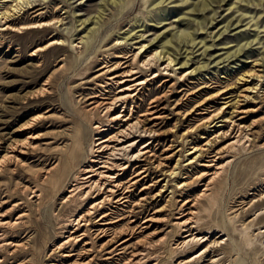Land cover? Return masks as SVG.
<instances>
[{
	"label": "rangeland",
	"instance_id": "374dc122",
	"mask_svg": "<svg viewBox=\"0 0 264 264\" xmlns=\"http://www.w3.org/2000/svg\"><path fill=\"white\" fill-rule=\"evenodd\" d=\"M13 1L0 0V9L8 8ZM31 1H37L33 5L41 4L35 9L41 10L35 14H22L19 19H29L24 25L30 24L41 13L44 15V22H52L58 18L62 22L43 32L27 30L22 34L11 33L0 38V156L5 154V148L12 141L24 142L30 134L38 136L33 141L35 148L30 149L28 155L21 159L22 165L11 162L0 170V215L5 216L6 221H15L22 214L26 215L20 225L4 230L7 240L14 239V244L23 247L17 249L14 255L10 254L14 250L12 248L0 250V260L3 261L0 264H71L75 259L67 263L62 258L64 253L52 252L64 238V226L85 209V203L81 201L69 205L65 203L71 184L70 175L76 169L75 166L69 167L68 155L74 156L75 160L87 155L85 145L73 154L69 149L75 146V142L81 141L80 135L85 136L87 146L93 136L90 128L100 118L98 114L91 115L87 112L85 98L96 92L97 85L103 84L93 82L98 70L102 68L105 57L102 52L113 56L116 53L123 55L125 52L122 53V48L125 51L138 49L139 45L126 48L123 38L127 34H144V40L136 39L133 43L145 42L148 48L151 47L148 52L161 45V42L157 43L159 40H165L166 36L170 40L171 35L176 33L195 34L198 37L197 43L204 40L209 48L206 53L204 44L189 48H182L181 45L180 56L177 55V49L175 54L172 52L178 58L177 63H183L189 53L191 61L187 69L190 66L194 69L209 64L206 69L198 71L193 80L179 82L175 94L169 99L175 102L183 99L184 104L188 100L194 101L179 109L184 115L221 88L230 85L240 88L236 81L242 73L251 70L254 62L264 59V0H245L241 3L240 0H226L220 3L221 8L218 4H213L209 11L201 13L192 10L202 8L207 0H117L121 1L119 6L113 5L111 1L106 3L107 0ZM228 1L235 4L236 8L229 10V6H226ZM159 2H165L163 7L166 11L157 6ZM100 12L103 14L97 25L100 29L95 35H91L87 45L82 44L87 38L83 42L81 39L87 37L91 28L95 27V23H91ZM89 18L91 21L82 25ZM163 18L167 20L160 23ZM197 24L206 25V28L198 31ZM228 26L226 33L220 37L219 34ZM61 39L64 46L55 45L33 56L38 48L53 41H62ZM72 43L74 46L80 45V55L71 48ZM117 43L122 44L115 46ZM154 44L156 46L152 47ZM241 47L245 50L238 57L227 59L229 51L233 53ZM115 62L117 61L114 60L111 64ZM61 65H65V68L57 72ZM180 66L181 64L175 69ZM178 71L184 74L189 70ZM165 79H170L164 90L168 91L169 86L174 83L173 78L160 77L152 88L155 89ZM204 83L215 87V90L202 91L203 96L196 94L187 98L186 95L197 91ZM45 89L49 92H44ZM182 90L183 94H176ZM252 96L255 99L246 104L244 109H260L246 115L245 122L250 124L258 121L255 129L258 132L264 128V102L261 93ZM165 105L166 102L163 106ZM197 112L189 118L191 121H186L183 116L175 117L168 111L166 115H170L171 120L158 128L166 134L161 137L164 139L162 146L157 145L158 155H175L168 161V168L164 172L173 168L180 159L179 175L169 178L164 173L157 174L165 180L151 188L150 197L159 194L169 180L168 188L155 201H149V204L137 211L140 212L138 224L147 216H155L158 222L145 233L138 230L134 239L120 248V264L144 249L159 264H178L199 252L198 248L188 252L175 248L178 232L174 225L180 210L187 211L192 205L183 207V203L193 201L202 189L195 181L191 183V193L181 196L182 190L179 187L184 182L194 181L203 172L201 165L209 161V158H204L193 165H188L186 161L191 145H204L206 139L213 138L212 130H215L209 128L205 132L196 131L183 136L186 131L202 122L203 117L197 116ZM177 122L178 130L172 134ZM255 137L257 139L253 147L231 154L230 158L234 160L228 172L211 197L197 206L198 231L202 235L211 233L214 236L211 240L224 235L222 239L225 244L215 251L217 256L222 257L221 264H264V130L256 133ZM172 140L176 142L175 147L164 152L172 145ZM226 143L225 140L222 141L219 147ZM59 165L61 167L57 171L45 175ZM154 179L155 176L149 184H156L157 180ZM63 180L65 183H62ZM30 190L38 191L41 199H31ZM121 215L122 211L113 218L119 219ZM118 225L122 228L125 222ZM152 248L154 249L151 250ZM106 257L107 255H98L92 264H105Z\"/></svg>",
	"mask_w": 264,
	"mask_h": 264
},
{
	"label": "bare ground",
	"instance_id": "6f19581e",
	"mask_svg": "<svg viewBox=\"0 0 264 264\" xmlns=\"http://www.w3.org/2000/svg\"><path fill=\"white\" fill-rule=\"evenodd\" d=\"M40 1L45 2L44 0ZM110 1L116 6L121 4V1L118 2L117 0H107L106 3ZM225 1L207 0L203 3L202 8L197 9L196 7L192 11L198 13L206 12L210 10V6L213 4H218L219 8H221L220 3ZM244 1L240 0V3ZM34 2L36 3L37 1L14 0L8 8L1 7L0 38L11 33L22 34L27 30L43 32L46 31L45 29L55 27L62 22L59 18L52 22H44V15L41 13L36 15L30 24L24 25L25 21L29 19H19L22 14L24 15L28 12L35 14L41 10H35L41 4L33 5ZM164 3L159 2L157 4V6L163 8L162 11H166L163 7ZM226 6H229V10L236 8L235 4H231L230 1L226 3ZM102 18L103 14L100 12L98 17L95 18L96 20L91 23H95V27L91 28L87 37L81 39L83 42L87 38L82 44L87 45L91 35H95L98 32L100 28L97 25H99ZM166 20V18H163L160 23ZM89 21H91L90 18L83 21L82 25H86ZM197 27L198 31H203L206 25L197 24ZM228 28L229 26L225 27V30L219 36L221 37L225 34ZM137 35L138 33L127 34L123 41H125L126 48L139 45L138 49L125 51L122 48V53L125 52L123 55H117L116 53L113 56L108 55L107 52H102L105 54L102 68L98 70V75L94 77L93 82H102L103 84L97 85L95 88L96 92L87 97V99L85 98L87 112L91 115L98 114L100 118L97 122H93V127L90 128L93 130L91 131L93 136H91L87 146L85 144V136L80 135L81 141L75 142L74 147L68 148L71 150V154L75 150H81L84 145L87 148V155L83 159L80 158L78 160L76 158L75 160L74 156L68 155L69 167L75 166L76 169L70 175L72 176L70 177L71 184L67 190L68 197L65 201L67 205L81 201L85 203V209L64 226V238L56 246L52 254L56 252L64 253L62 258L67 263L75 259L71 264H92L97 260L98 255H107L104 259L105 264H120V248L131 242L138 230L145 233L151 230L154 224L156 225L158 222L155 216H147L138 224L140 212L137 211L139 208L149 204V201H155L157 197L161 196L160 193H164L168 188L169 180L162 187L159 194L150 197L149 191L151 188L165 180L162 176H157V174L164 173V176L169 178H176L179 175L177 172L180 169V159H177L178 161L173 168L164 172L165 168H168V161L174 158L175 155L166 156L167 153L158 155V151H156L157 145L162 146L161 142L164 139L162 140L161 137L166 135L160 132L158 128L171 120L170 115H166L168 111L172 116H183V120L186 121H191L189 118L197 111H201L197 112V116L203 117L202 122L194 129L186 131L183 136H189L196 131L205 132L209 128H214L215 130H212L213 138L206 139L204 145H191L189 149L186 160L188 165H193L204 158H209V161L201 165L203 172L194 181L184 182L179 187L182 190L181 196L191 193L193 189L191 188L192 182L197 181L202 189L193 201H186L182 205L184 207L192 204L187 211L180 210L177 222L174 224L178 232L175 248L182 252H188L194 248L199 249V252L194 257L178 264H194L196 262L198 264H221L222 257L221 255L217 256L215 251L225 244V240L222 239L224 235L217 236L215 240H211L214 237L211 233L202 235L198 231L197 206L201 201L211 197L216 186L228 172L234 160L230 158L231 154L253 147L258 137H255L256 133H261L264 130V128H261L256 132L258 121H253L250 124L245 122L246 115L251 112H258L260 108L253 110L244 109L246 104L255 99L252 96L253 94L261 93V99L264 102V59L254 62L251 70L242 73L236 81L240 88L236 89V86L234 87L233 85L221 88L216 93L197 103L190 112L182 115L179 109L194 101L188 100V103L184 104L183 99L178 102L169 101V99L175 94V88L179 82L193 80L197 76V72L206 69L209 64L194 69L190 66L187 69L191 61L189 53L185 56L183 63H177L178 58L174 57L175 49L178 51L177 55L180 56L182 55V48L202 45L204 40L197 43L198 37L195 34L182 32L178 35L176 33L171 35L172 39L170 40H167L168 36L165 37V40H159L157 43L161 42V45L154 51L148 52L151 47L148 48V45L144 44L145 42L133 43L136 39L144 40V34ZM121 44L117 43L115 46H120ZM156 44L152 45V47H155ZM55 45L64 46V41L50 42L45 47L38 48L33 56L41 54V52ZM181 45L183 46L180 49ZM79 46L71 44V48L78 55L81 54L82 50ZM203 47L205 48L204 53H206L209 48L205 44ZM244 47L235 50L233 53L229 51L227 59L238 57L245 50ZM186 53L187 51L184 54ZM114 60L117 62L111 64ZM180 64V68L175 69ZM64 68L65 65H61L57 72L62 71ZM181 69L189 71L182 74V72L178 71ZM160 77L174 79V83L169 86V90L166 92L164 90L170 79H165L155 89H153L154 87L152 88L153 83ZM240 89L241 91L239 92ZM206 90H215V87L204 83L197 91L191 92L186 96L187 98L196 96V94L203 96L202 91ZM44 92L49 91L45 89ZM183 93L184 90L176 94ZM165 102L166 105L163 106ZM178 127L179 123L177 122L171 133H175ZM37 139L38 136L30 134L24 142L12 141L5 148V154L0 156V170L11 162L22 165L23 161L21 159L28 155L30 149L35 148H33V141ZM224 140L227 143L219 147V144ZM171 143L172 145L164 152L169 151L173 146L175 147L174 143L176 142L172 140ZM179 157H181V153ZM59 167L61 166L52 168L45 175H49L55 170L57 171ZM128 176L130 177L126 179ZM154 176V180H157L155 181L156 184H149ZM62 183H65V180ZM30 192L31 199H36L37 201L41 199V194H38V191L30 190ZM191 196L193 195L191 194ZM132 202L135 203L132 205ZM14 207L16 208L17 205ZM120 211H122L121 217L119 219L113 218ZM24 217L26 215L22 214L15 221H6L5 216L0 215V250L12 248L14 249L13 252L8 253L14 255L17 249L23 247L22 245L14 244V239L7 240L4 230L20 225ZM120 222H125L122 228L118 227ZM125 237L126 239H124ZM151 256L152 254L144 249L132 254L131 258L124 261L123 264H159L157 260H152ZM2 262L0 260V263Z\"/></svg>",
	"mask_w": 264,
	"mask_h": 264
}]
</instances>
